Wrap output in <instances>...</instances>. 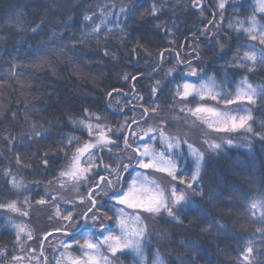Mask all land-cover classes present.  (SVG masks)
<instances>
[{
  "label": "trees",
  "instance_id": "obj_1",
  "mask_svg": "<svg viewBox=\"0 0 264 264\" xmlns=\"http://www.w3.org/2000/svg\"><path fill=\"white\" fill-rule=\"evenodd\" d=\"M153 4L159 9L155 13L151 10ZM104 5L111 12L104 27L111 31L86 35L102 23L99 12ZM121 8L125 11L121 12ZM253 8L252 0L228 3L219 21L217 8L209 7L201 15L192 0H0V203H23L25 197H31L29 206H35L68 162L63 152L53 151L63 134L87 139L68 120L69 115L79 117L84 107L106 115L114 124L126 117L131 123L133 109H142L139 105H124L129 97L137 101L134 97L138 93L143 97V106L149 107L154 101L160 116L165 118L163 124L174 129L175 111L170 110L173 104L169 94L172 82L171 77L165 79L164 72L176 65V59L171 57L176 53L182 57L194 53L192 64L200 71L199 79L189 77L180 64L172 73L175 77L196 82L211 77L220 86L219 91H234L241 78L247 76L248 82L257 88L256 103L250 105L252 127L254 132L264 131V67L257 62L255 71L247 72L232 66L238 42L243 44L247 38L227 27L229 18L245 19ZM94 13L97 19L85 23L84 16ZM214 18L223 25L217 26L218 31L209 28L208 21ZM257 19H261L259 14ZM37 24L42 25L39 31H32ZM206 27L210 29L207 37L203 34ZM195 42L198 45L193 46ZM220 43L225 45L223 49ZM161 52L165 55L164 63ZM125 74L137 79L124 81ZM156 81H161L162 87L158 96H152ZM133 84L135 89L130 91ZM113 88L122 90V95L113 94L121 98L115 99L120 107L114 103L108 106L107 92ZM180 114L184 113L179 111L175 120L182 119ZM33 126L43 138L33 136ZM247 135L233 145L224 144L214 156L204 160L194 191H189V198L174 208V216L166 212L151 218L148 227L153 225L158 232L155 231L156 237L149 227V237L144 242L148 263L157 249L164 264H238L241 249L253 240L251 264H264V243L256 231L264 226L259 219L260 209L257 208L256 216H251L248 209L252 200L264 199V139L254 133ZM4 137H10L11 142ZM67 151L71 155L72 150ZM104 151L111 157L105 163L129 162L131 152L122 141L118 149H112L118 155ZM45 153L51 167L43 165ZM177 153L179 174L191 177L193 163L185 158V152ZM16 156L21 157L20 165L16 164ZM4 169L11 170L24 187L12 189L11 177L4 176ZM135 169L130 168L126 177L131 178ZM102 200L101 208H107L112 203L111 194ZM50 204L41 216L35 214L34 220H25L31 230L41 234L45 229L53 230L58 218L49 219L54 214ZM64 205L61 209L70 208ZM108 228L113 229V223ZM103 231L81 226L71 234L80 239L91 232L100 238ZM12 233L6 213L0 212V248L11 249L7 242L14 240ZM57 241L49 246L50 240L45 243L50 259ZM27 243L36 246L39 242ZM59 251L62 249L55 254L59 255ZM124 253L112 258L119 264H136L132 251ZM17 254L18 249L10 251L0 258V264H10L12 255ZM72 254L80 255L75 248Z\"/></svg>",
  "mask_w": 264,
  "mask_h": 264
},
{
  "label": "snow or ice",
  "instance_id": "obj_2",
  "mask_svg": "<svg viewBox=\"0 0 264 264\" xmlns=\"http://www.w3.org/2000/svg\"><path fill=\"white\" fill-rule=\"evenodd\" d=\"M193 7L200 10L201 15L208 11L209 7H215L220 10L216 15H220L225 9V0H213L210 4H205L203 0H192ZM254 8L252 14L245 19L229 18L228 29L234 30L238 35L243 33L246 41L241 44L238 42L236 51L233 54V67L246 69L247 72L255 71V66L259 62L264 67V0H254ZM114 7V5H112ZM107 5L101 7L99 17L101 24H96L86 35H99L101 31H111L106 29L104 25L107 23V17L111 15ZM152 12L155 13L159 9L155 4L152 5ZM125 9L121 8V12ZM259 14L260 20L257 19ZM97 19L96 14L85 15L84 22L91 23ZM212 27H223L220 22L213 20L208 21ZM247 25V26H246ZM42 25L37 24L32 31L37 32ZM209 28L203 29V34L207 35ZM251 42V43H248ZM259 45V55L256 50H241L242 48L255 49ZM223 49L225 45L219 44ZM107 56L108 52L105 51ZM195 59V57H193ZM164 60L161 54V63ZM183 64L187 75L199 79V69L193 67L192 60L182 57L176 53V65ZM172 68L164 72V77H171L172 87L169 89L173 108L185 114V120H192L193 124H199L203 128L202 138L194 139L188 133L177 132L171 135L168 128L163 123L147 128L140 127V121L136 116L131 117V124L128 123L129 118H125L123 122L116 121L115 124L109 122L108 117L100 112H93L91 109L82 108L79 117L69 115V122L77 129L86 134L84 136H76L71 133H64L63 139L58 143L53 151L59 154L64 153L67 158V164L58 172L56 180L63 187L65 179L74 182L77 189L76 197L72 199H64L62 196H51V206L54 209L53 217L58 218L56 224L52 225V231L44 230L42 234L31 230L27 224H14L13 235L14 240H9L11 249L6 247L0 248V258L19 250L20 254L12 255L10 264H23L24 260H29L30 264H116L115 259L124 255V249H133L138 257L137 264H147L144 254V241L147 236V229L143 225L142 213L158 214L163 209L169 216H174V208L179 206L187 198L189 191H194L193 185L198 180L201 165L204 159V151L197 145L206 146L207 150L213 152L224 146L233 145V139L221 140L217 143L211 139L213 136H230L237 130L243 129L248 133H254L259 139H264V131L254 132L252 127L253 116L251 110L245 105L256 103L257 88L248 82L247 76L241 78L236 84L234 91L222 90L217 91L219 85L210 78V82L193 83L183 76L175 77ZM14 67V66H13ZM124 81L132 79L135 81L137 77H129L127 74L123 77ZM161 81H156L155 86L151 88L150 95L158 96L161 89ZM135 84L132 85L133 90ZM264 90V89H262ZM122 95V90L113 88L107 92L110 97L108 106L113 103L120 107L119 102L115 101L113 94ZM137 100H143V97L137 93L134 97ZM199 98V99H197ZM142 111L139 112L141 121L144 124L152 119L151 114H155L157 107L153 101L149 107L139 106ZM128 108V104L124 105ZM243 108V114L241 109ZM143 133V136H141ZM151 134V135H149ZM33 136L43 138L41 132L36 131L33 126ZM143 137H147L144 140ZM10 140V137H4ZM123 142L126 150L131 152L128 156V163L122 160L112 163H105L106 159H111L104 151L112 152L113 147L119 148L120 142ZM153 147L150 148L149 144ZM135 145V147H133ZM187 147V151L196 160V170L191 177L179 174V166L176 160V149L182 146ZM157 147H161V151H156ZM71 149V155L68 151ZM113 155L118 153L112 152ZM16 164L20 165L21 157L16 156ZM115 166H112V165ZM43 165L51 167L48 154L45 153ZM137 168L134 176L125 177L124 172L130 168ZM166 173L161 177L162 183L154 176ZM3 174L11 177L9 183L12 189H20L24 187L21 180H18L15 174L4 169ZM51 183V182H50ZM86 184L85 193L79 191L80 184ZM183 186V189L180 186ZM111 194L112 203L107 208H101L103 196ZM49 193L46 191L36 203L44 205L48 203ZM31 197H25V207L18 206V201L10 203H0V209H7L12 213H18L21 216L28 217L30 215L29 201ZM64 204L71 205V208L61 209L60 201ZM259 207V219L264 225V199H254L251 201L248 209L251 216H256V210ZM176 219H179L176 217ZM109 223H113V229H109ZM79 224H84L89 228H94L100 232V239L96 233H89L77 239L71 234ZM118 229V232L115 230ZM260 234V240L264 243V226L256 230ZM54 235L62 237L57 245L52 249L53 255L51 259L46 255L47 248L45 243L52 239ZM38 241L39 252L35 248H31L28 241ZM255 241L249 240L245 243L240 251L238 264H251L250 256L253 253V245ZM75 248L80 253L78 256L72 254ZM57 249L59 255H56ZM156 264H164L160 253H156Z\"/></svg>",
  "mask_w": 264,
  "mask_h": 264
},
{
  "label": "rangeland",
  "instance_id": "obj_3",
  "mask_svg": "<svg viewBox=\"0 0 264 264\" xmlns=\"http://www.w3.org/2000/svg\"><path fill=\"white\" fill-rule=\"evenodd\" d=\"M213 1V0H212ZM237 2V1H240V0H225V4L227 5L228 3H231V2ZM253 1V3H254V0H252ZM255 6V5H254ZM218 12H220V10L219 9H217V13ZM223 19V12L220 14V15H218V20L220 21V20H222ZM235 19H237V16H233V21H235ZM247 26V25H246ZM212 31H218V29H217V27H209ZM206 37L208 36V35H205ZM215 39L217 38V37H214ZM196 45H198V43H194L193 44V46H196ZM192 46V47H193ZM259 49V45H257V47L255 48V49H251V50H258ZM259 52V51H258ZM258 52H257V54H258ZM168 56H171V55H168ZM193 56H195V54L194 53H191V52H188V53H185V57L184 58H187V59H191L192 60V57ZM173 59H176V56H174V55H172L171 56ZM196 57V56H195ZM164 58H165V55H164ZM195 67V66H194ZM210 78L211 77H209V78H205V79H203V80H200V81H198V82H196V81H190V82H193V83H200V82H210ZM213 79V78H212ZM214 80V79H213ZM215 81V80H214ZM215 84H216V81H215ZM217 85V84H216ZM217 91H219V89L217 88L216 89ZM136 95V94H135ZM142 97V96H141ZM115 99H118V101H120V97H117V96H115ZM140 101V102H139ZM126 104H128V106H131V105H141L142 104V101L141 100H137V101H134L133 100V97H129L127 100H126V102H125ZM115 104V103H114ZM121 104H123V102L121 103ZM245 107H247V108H249L250 109V105H245ZM131 108V107H130ZM176 109H178L179 110V106H176ZM178 110H175V113L173 114V119H174V121L176 122V126H175V128L174 129H171L170 127L168 128V126L166 125V127L168 128V131H169V133L171 134V135H176L177 134V132H184V133H188V135L189 136H191L192 138H194V139H198V138H202V132H203V128L202 127H200L199 126V124L197 123V124H193V122H192V120H185V114H180V115H182V119H180V120H175V118H176V116H177V114H178ZM251 110V109H250ZM142 111V110H141ZM139 112H140V110H138V109H133V113H134V115L136 116V119L137 120H140L141 118H140V116H139ZM172 113L173 112H171V115H172ZM241 113L243 114V108L241 109ZM155 114H152V117L154 116ZM165 122V118H162L161 116H160V114H159V112L157 111L156 112V115L154 116V118H152V119H150V120H148V123L147 124H144L143 123V121H141L140 122V127H143V128H147V127H149V126H156L157 124H161V123H164ZM129 124H131V123H129ZM165 125V124H164ZM171 126V125H170ZM248 132H246V131H244L243 129H240V130H237L235 133H233V134H231L230 136H224V137H220V136H213V137H211V139H214V140H216V142L217 143H220L221 142V140L223 139V140H227V139H233L234 140V143L237 141L238 142V138L239 139H241V138H243V139H246L247 137H248ZM149 135H151V134H149ZM235 135H237L236 137H235ZM141 136H143V133H141ZM235 138V139H234ZM143 139L144 140H147V137H143ZM237 139V140H236ZM198 147H201V150L202 151H204V159H203V162H204V160L207 158V157H210V156H214L215 154H216V152L217 151H215V152H213V151H211V150H207L206 149V146H202V145H197ZM149 147L150 148H152L153 147V145L150 143L149 144ZM182 147L184 148V150L182 149ZM181 148H179V149H176V152H178L177 154H180L181 152H185L186 153V155H185V158L186 159H188V161H191L193 164H192V174L190 175V176H192L193 175V173L195 172V170H196V160H195V158L187 151V147H186V145L185 146H182ZM162 150V148L161 147H157L156 148V151H161ZM131 155V154H130ZM177 160V159H176ZM203 162H202V165H203ZM125 163H128V162H125ZM202 165H201V167H202ZM180 167V166H179ZM184 169V168H183ZM139 169H135L134 170V172H133V174H132V176H134L135 175V172L136 171H138ZM185 170H187V168H185ZM126 174H127V172H124L123 173V175L126 177ZM164 175H166V173H163V174H158L157 176H154L153 178L154 179H157L159 182H161L162 183V186H163V181L161 180V177L162 176H164ZM48 185H50L47 189H46V191L50 194L49 195V197L47 198L48 200H51L50 199V197L51 196H55V195H59V196H62L64 199H72V198H74V197H76V195H77V189H76V187L74 186V182H70V181H67L66 179H65V181H64V184H63V187H61L60 186V183L55 179L54 180V182H53V184H48ZM180 188L181 189H183V186L181 185L180 186ZM79 191H80V193L81 194H83V193H85V191H86V184H83V183H81L80 184V186H79ZM105 196H103L102 198H104ZM187 198H189V195H187ZM40 199V198H39ZM15 201H18V200H15ZM19 202V204H18V206H20V207H25V205H24V203H22V202H20V201H18ZM51 202V201H50ZM48 204H50V203H46V204H44V205H38L37 203H35V206H29V210H30V215L28 216V217H24V216H21V215H19L18 213H12V212H10V211H8L7 209H0V212H2V213H6V217H7V219H8V221L11 223V225L13 226L14 224H27L26 222H25V220L26 221H32V219L34 220V217H35V214L38 216H41V213H42V211H46V209L49 207L48 206ZM64 205V202H63V200H61L60 201V206L61 205ZM51 205V204H50ZM67 207H70L71 208V205H67V204H65ZM64 205V206H65ZM31 207V208H30ZM53 207L51 206V209H52ZM33 209H35L34 211H33ZM54 210V209H53ZM161 213H166V212H164V210L162 209L161 210V212L160 213H158V214H149V213H142V220H143V225L146 227V229H147V236L146 237H149V227H150V230H153L152 232H151V234H153V235H155V231H156V233L158 232V230L156 229V227L155 226H149L148 227V224H151V218H156L159 214H161ZM167 214V213H166ZM57 223V221L54 223V224H56ZM80 226H85L86 228H89L88 226H86V225H81V224H79L75 229H77L78 227H80ZM75 229H73V230H75ZM90 229H92V228H90ZM117 232H118V229H117ZM157 235H159V233L157 234ZM156 236V235H155ZM157 237V236H156ZM103 237L101 236L100 237V239H102ZM60 239H62V237H60V236H58V235H54V237L52 238V239H50V242H48V246L49 245H51V243H54L55 241H59ZM145 240H146V238H145ZM57 241V242H58ZM145 242V241H144ZM31 248H35L36 250H37V252H39V247H38V245H34L33 243H32V245L30 246ZM124 250H130V251H132V253H133V255H134V257H135V259H134V262L137 264V261H138V257H137V255H136V253L134 252V250L133 249H124ZM157 252H159L157 249H155L154 250V255H153V258L151 259V261L152 262H150V263H148L147 262V264H156V253ZM20 254V253H19ZM144 254H145V251H144ZM46 255L48 256L49 255V251L47 250V252H46ZM161 256V255H160ZM49 257V256H48ZM162 257V256H161ZM111 259H113L112 257H110ZM50 259V258H49ZM5 264V263H4ZM23 264H30V262L28 261V260H24L23 261ZM116 264H119L118 262H116Z\"/></svg>",
  "mask_w": 264,
  "mask_h": 264
},
{
  "label": "bare ground",
  "instance_id": "obj_4",
  "mask_svg": "<svg viewBox=\"0 0 264 264\" xmlns=\"http://www.w3.org/2000/svg\"><path fill=\"white\" fill-rule=\"evenodd\" d=\"M162 53H163V52L160 53V59H161V54H162Z\"/></svg>",
  "mask_w": 264,
  "mask_h": 264
},
{
  "label": "flooded vegetation",
  "instance_id": "obj_5",
  "mask_svg": "<svg viewBox=\"0 0 264 264\" xmlns=\"http://www.w3.org/2000/svg\"><path fill=\"white\" fill-rule=\"evenodd\" d=\"M29 261V260H28ZM6 264V263H5Z\"/></svg>",
  "mask_w": 264,
  "mask_h": 264
}]
</instances>
